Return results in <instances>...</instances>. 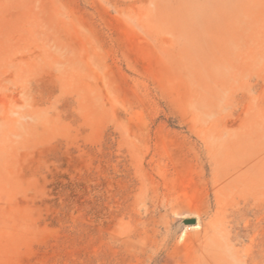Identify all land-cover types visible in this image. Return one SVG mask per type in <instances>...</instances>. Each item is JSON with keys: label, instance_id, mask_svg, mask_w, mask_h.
Listing matches in <instances>:
<instances>
[{"label": "rangeland", "instance_id": "1", "mask_svg": "<svg viewBox=\"0 0 264 264\" xmlns=\"http://www.w3.org/2000/svg\"><path fill=\"white\" fill-rule=\"evenodd\" d=\"M0 264H264V0H0Z\"/></svg>", "mask_w": 264, "mask_h": 264}, {"label": "water", "instance_id": "2", "mask_svg": "<svg viewBox=\"0 0 264 264\" xmlns=\"http://www.w3.org/2000/svg\"><path fill=\"white\" fill-rule=\"evenodd\" d=\"M183 223L185 225H195L196 224V219H184Z\"/></svg>", "mask_w": 264, "mask_h": 264}, {"label": "bare ground", "instance_id": "3", "mask_svg": "<svg viewBox=\"0 0 264 264\" xmlns=\"http://www.w3.org/2000/svg\"><path fill=\"white\" fill-rule=\"evenodd\" d=\"M195 227H196V225H195ZM181 236H183V234Z\"/></svg>", "mask_w": 264, "mask_h": 264}]
</instances>
